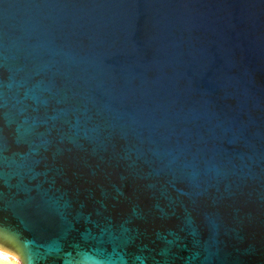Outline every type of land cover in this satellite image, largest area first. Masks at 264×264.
Here are the masks:
<instances>
[{"label":"water","instance_id":"95a60500","mask_svg":"<svg viewBox=\"0 0 264 264\" xmlns=\"http://www.w3.org/2000/svg\"><path fill=\"white\" fill-rule=\"evenodd\" d=\"M0 252L264 264V0H0Z\"/></svg>","mask_w":264,"mask_h":264},{"label":"rangeland","instance_id":"374dc122","mask_svg":"<svg viewBox=\"0 0 264 264\" xmlns=\"http://www.w3.org/2000/svg\"><path fill=\"white\" fill-rule=\"evenodd\" d=\"M0 261L2 262V263H6V264H19V262L18 261H16V259L15 258H11V257H9V256H5V255H3V254H0Z\"/></svg>","mask_w":264,"mask_h":264},{"label":"bare ground","instance_id":"6f19581e","mask_svg":"<svg viewBox=\"0 0 264 264\" xmlns=\"http://www.w3.org/2000/svg\"><path fill=\"white\" fill-rule=\"evenodd\" d=\"M0 254H3V255H5V256H9V255H7V254H4V253H2V252H0ZM9 257H11V256H9ZM12 258V257H11ZM17 261V260H16ZM0 264H4V263H2L1 261H0ZM6 264V263H5Z\"/></svg>","mask_w":264,"mask_h":264}]
</instances>
